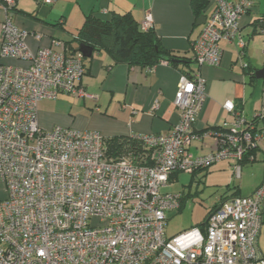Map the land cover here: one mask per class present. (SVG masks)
Returning a JSON list of instances; mask_svg holds the SVG:
<instances>
[{"label": "built area", "instance_id": "built-area-1", "mask_svg": "<svg viewBox=\"0 0 264 264\" xmlns=\"http://www.w3.org/2000/svg\"><path fill=\"white\" fill-rule=\"evenodd\" d=\"M13 5L15 0L0 3V57L26 64L0 62V179L6 188L0 200V264H264L258 249L264 181L250 195L219 202L202 226L172 236L165 232L167 214L179 208L181 195L161 191L175 170L190 173L223 159L240 160L246 149L264 143V128L251 132L232 101H225L223 108L235 115L230 132L212 131L213 150L191 157L188 148L198 138L194 124L206 99L198 69L191 78H179L173 103L180 117L173 131L133 135L154 149L150 165L128 155L109 159L96 131L43 130L36 120L42 99L95 96L81 85V53L68 54L56 39L51 43L59 51L30 49L26 32L11 20ZM252 5L253 0H215L191 43L198 67L218 66L220 41L236 38L241 66L247 67L238 32ZM152 26L146 12L140 28ZM259 117L264 122V107ZM234 169L238 173L239 165Z\"/></svg>", "mask_w": 264, "mask_h": 264}, {"label": "crops", "instance_id": "crops-1", "mask_svg": "<svg viewBox=\"0 0 264 264\" xmlns=\"http://www.w3.org/2000/svg\"><path fill=\"white\" fill-rule=\"evenodd\" d=\"M190 1L54 0L51 5H43L41 0H15L16 10L10 13L11 20L26 32V43L32 50L38 46H50L59 51L51 41L72 40L85 15L91 12L103 19H107L112 12H130L139 24L148 12L162 46L191 61L184 66L185 62L180 59L181 66L178 68L157 63L149 70L113 64L105 52L93 51L91 57L85 59L86 72L81 85L95 99H78L65 94L58 95L56 99H42L37 105L36 120L39 127L43 130H51L55 126L71 127L79 131H96L103 137L172 132L180 117V110L173 103L182 73L180 69H197L191 60V43L204 23L197 25L196 20L200 16L206 19L215 8V0H205L207 4L202 14L195 19ZM3 17L0 8V22ZM59 20L63 21L62 25H55ZM238 34L244 43L245 58L242 61L248 63L249 74L245 73L238 58L237 38L231 42L220 41L222 56L218 66L199 68L201 76L206 80V99L194 124L193 130L198 138L188 148L193 158L207 155L213 150L215 136L208 128L219 125L229 127L233 123L235 115L223 108L225 101H232L234 109L247 121L258 115L264 107V80L249 77L254 70L261 69L264 60V0H253L252 7L240 21ZM72 45L76 46L74 42ZM0 62L26 64L1 57ZM73 100H78L84 113H72ZM86 106L88 111L84 110ZM233 166L231 159L217 161L207 169L190 174L191 182L200 183L203 180L205 185L216 187L217 193H220L216 201L221 196L230 197L235 193L250 195L264 178V152H257L255 161L243 163L238 173ZM177 179L178 173L171 177L165 187ZM5 197L6 188L0 179V200ZM262 210L264 214V197ZM258 249L264 256V221L258 237Z\"/></svg>", "mask_w": 264, "mask_h": 264}, {"label": "trees", "instance_id": "trees-1", "mask_svg": "<svg viewBox=\"0 0 264 264\" xmlns=\"http://www.w3.org/2000/svg\"><path fill=\"white\" fill-rule=\"evenodd\" d=\"M206 4L207 2L205 0L190 1L191 10L193 12V16L195 19L202 14ZM15 7L16 6L13 5L11 7V11L14 9L16 10ZM28 16L35 17L32 16L31 14H28ZM62 23L63 21L59 20L55 25L61 26ZM73 42L76 44V46L72 45ZM63 44L65 46L66 52L67 53L69 52L68 54H75L76 52H78L79 44L87 45L91 47L95 52H105L111 58L113 64H126L128 66L147 68V67H154L159 60H164L167 62V64H170L176 68L180 67L181 64L175 61H171L172 58L179 60L183 59V61L185 62L183 63L184 66L191 63L189 58H186L181 55L179 56L175 52L165 49L161 44L159 36L156 34L155 30L153 29V26L147 31L142 30L140 28V24L137 21H135V19L133 18L130 12H124V13L112 12L107 19H103L97 16L95 13L91 12L85 15L81 26L76 31L75 36L72 37V40H67L63 42ZM242 51H243V58H245L244 49H242ZM85 59L86 58L83 57L84 63H85ZM191 60L194 63L193 58H191ZM243 62L247 64V67L243 68V70L245 71V73L249 74L248 72L249 65L245 60ZM199 68L200 67L197 66V69H193L191 71L188 69L187 70L180 69L182 71L181 75L191 78L192 74ZM85 69H86V65H85ZM249 77L250 79H254V74L250 73ZM61 94H65V93H61ZM239 114L242 116L240 112ZM245 123L248 126L247 127L248 129L250 128V126H252L253 129L251 130V132H253L254 134L257 133V135L260 133L261 129L264 128V122L260 119L259 113L250 121H247L245 119ZM208 129H211L212 131L219 132L222 134H227L230 132L229 127L222 125L211 127ZM203 130H207V129H203ZM103 144L105 148V154L109 159L116 160L121 158L122 156L128 155L130 158L132 157V159H134L135 163L142 165L152 164L151 154L154 149L152 147L144 145L142 141L135 138L134 136L120 135L113 137H103ZM261 150L262 152H264V143L262 142L257 143L253 148L250 147L246 149L240 160H233L234 165L236 164L239 165L240 167L243 163H251L252 161H255L256 153ZM209 166L195 169L192 172H190V174L193 175L196 173V171L207 169ZM179 172L181 171L175 170L171 172L170 175L168 176L167 183L169 182L172 176L176 175ZM263 181L261 182V184L263 183ZM230 189L231 188H229L228 190ZM180 195H181L180 206L176 211H178L181 208L184 201V196L182 195L181 192ZM232 195L242 196V195H236V193ZM234 196H230V197L226 195L221 196L218 199V201H216V203H214V205L210 207L206 217L201 223L198 224V226H202L208 214L218 206L219 202L221 203Z\"/></svg>", "mask_w": 264, "mask_h": 264}, {"label": "rangeland", "instance_id": "rangeland-1", "mask_svg": "<svg viewBox=\"0 0 264 264\" xmlns=\"http://www.w3.org/2000/svg\"><path fill=\"white\" fill-rule=\"evenodd\" d=\"M263 65L264 60L260 68H262ZM70 96L77 98L74 95ZM77 101L73 100L72 113L75 115L76 112L84 113L83 107H81ZM84 110L88 111L89 108L86 106L84 107ZM161 191L171 193L183 192L185 195L181 208L178 211L169 213L165 227L167 236L175 235L185 229L201 223L206 217L210 207L214 204L216 198L220 194L217 193L216 187L205 185L203 180L200 183L196 181L191 182L190 173L185 171L179 172L178 179L170 183L167 187L161 188ZM187 192H189V195H187Z\"/></svg>", "mask_w": 264, "mask_h": 264}, {"label": "water", "instance_id": "water-1", "mask_svg": "<svg viewBox=\"0 0 264 264\" xmlns=\"http://www.w3.org/2000/svg\"><path fill=\"white\" fill-rule=\"evenodd\" d=\"M202 19L203 21L200 22L199 20ZM205 19L203 16H200L197 20H196V24H202L204 23ZM78 51L81 53L82 57L84 58H89L92 55L93 49L87 45L84 44H79L78 45ZM171 61H175V62H181V60L179 59H175L172 58ZM254 76L256 77L257 80H264V65L261 69L258 70H254L253 71Z\"/></svg>", "mask_w": 264, "mask_h": 264}]
</instances>
